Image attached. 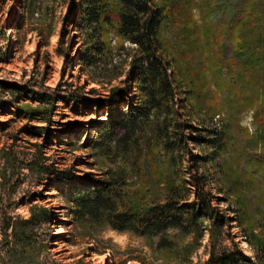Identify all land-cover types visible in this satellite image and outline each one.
Masks as SVG:
<instances>
[{"label":"rangeland","instance_id":"obj_1","mask_svg":"<svg viewBox=\"0 0 264 264\" xmlns=\"http://www.w3.org/2000/svg\"><path fill=\"white\" fill-rule=\"evenodd\" d=\"M71 1L48 0L41 11L23 0H0V264H205L212 248L209 228L183 260L132 233L74 223L68 204L86 187L88 173L99 180L114 174L139 204L165 201L172 183L179 188L188 182L195 166L190 152L203 157L200 172L217 196L214 205L231 218L222 245L233 250L236 242L244 256L264 264V0H154L165 11L158 38L175 72L177 119L199 130L185 126L180 136L172 126L174 152L150 128L141 132L140 168L131 145L126 153L108 154L92 146L99 126L111 127L112 118L127 115L137 96L128 82L131 58L109 83L95 82L82 70L81 42L72 46L74 33L63 42ZM109 36L114 38L113 31ZM82 86L97 89L91 96L100 99L112 97L115 88L126 94L115 113L107 102L64 99L52 108L51 122L31 121L21 110L24 103L37 105L35 93L60 89L65 95ZM4 151L11 153L9 162ZM34 161L75 176L39 174L31 168ZM34 205L50 209L53 219L34 229L24 245L5 226L30 217ZM189 240L177 237L180 248Z\"/></svg>","mask_w":264,"mask_h":264},{"label":"trees","instance_id":"obj_2","mask_svg":"<svg viewBox=\"0 0 264 264\" xmlns=\"http://www.w3.org/2000/svg\"><path fill=\"white\" fill-rule=\"evenodd\" d=\"M23 2L28 9L38 5L44 11L48 7V0ZM164 12L154 0H72L63 34V42L72 33L76 39L72 46L81 42L78 63L95 82L109 83L119 77L123 73V66L131 58L132 70L128 82L135 88L137 101L130 107L127 115L120 116L119 121L112 118L111 127L99 126L97 139L92 146L108 154L117 150L126 153L131 145L132 150L136 151L134 164L139 168L143 157L138 151L141 132L150 128L165 150L174 152L176 141L170 130L172 126L180 136H184L181 130L185 126L199 130L177 119L175 106L178 87L175 85V72L171 61L161 53L162 47L158 38ZM111 31L114 33L113 39L109 36ZM79 89L81 92L74 89L65 95L59 93L60 89L54 93H35L32 101L37 102V105L24 103L21 110L31 121L51 122L52 108L56 102L64 99L92 105L107 102L115 113L118 98L126 94V89L115 88L112 97L100 99L91 96L97 92L95 88L85 91L82 86ZM119 131L122 134L116 138ZM190 137L196 140V137ZM3 155L9 162L11 153L4 151ZM190 157L195 166L188 182H184L179 188L172 183L165 201L152 204H139L134 196L123 192L114 174L106 173L107 177L99 180L93 177V173H88L86 187L78 194L71 195L68 200L73 222L81 225L97 224L118 232L132 233L145 238L151 248L161 254H177L183 260H187L191 250L200 245L204 230L209 228L212 248L205 264H258L244 256L236 242L233 243V250L222 245L223 227L231 218L214 205L217 196L208 187L207 176L200 172L201 164H204L203 157L192 152ZM33 163L36 164L37 161ZM31 168H38L39 174L51 175L59 180H71L75 176L71 170L61 171L54 165L37 163ZM187 184L191 187H187ZM179 189L184 194H179ZM191 193L194 194V199L189 201ZM52 219L53 213L50 209L34 205L30 217L11 219L5 229L12 230V237L16 241L30 245L33 230ZM180 235L190 238L181 248L177 241ZM179 250L183 251L182 254Z\"/></svg>","mask_w":264,"mask_h":264},{"label":"bare ground","instance_id":"obj_3","mask_svg":"<svg viewBox=\"0 0 264 264\" xmlns=\"http://www.w3.org/2000/svg\"><path fill=\"white\" fill-rule=\"evenodd\" d=\"M56 232H58V233H59V232H61V230H57Z\"/></svg>","mask_w":264,"mask_h":264}]
</instances>
